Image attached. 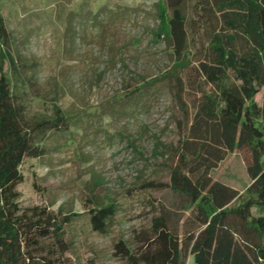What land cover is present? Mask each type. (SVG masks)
Masks as SVG:
<instances>
[{"label": "rangeland", "instance_id": "obj_1", "mask_svg": "<svg viewBox=\"0 0 264 264\" xmlns=\"http://www.w3.org/2000/svg\"><path fill=\"white\" fill-rule=\"evenodd\" d=\"M203 1L182 5L190 66L178 80L169 77V41L156 37L159 7L168 0H0L4 46L25 72L29 114H52L57 105L68 117V127L45 140V154L24 161L17 187L22 209L46 207L71 217L64 264H131L116 246L138 256L171 198L167 189L147 184L170 182L175 150L192 125L201 91L212 89L196 66L211 28L222 24L218 12L205 18ZM9 63L0 56V73L11 75ZM255 100L262 105V92ZM255 164L264 168V151L250 139L229 149L211 177L243 194ZM108 204L116 215L106 233H97L89 212Z\"/></svg>", "mask_w": 264, "mask_h": 264}, {"label": "trees", "instance_id": "obj_2", "mask_svg": "<svg viewBox=\"0 0 264 264\" xmlns=\"http://www.w3.org/2000/svg\"><path fill=\"white\" fill-rule=\"evenodd\" d=\"M184 2L168 0L159 7L156 31L157 39L170 43L174 68L169 77L178 80L190 66ZM203 2L205 18L218 12L222 24L211 28L204 59L196 66L212 89L201 91L192 125L175 150L170 182L147 184L167 189L171 198L153 219L138 256L122 243L116 246L131 264H186L189 256L196 264H264V168L249 167L251 184L243 194L211 177L235 144L248 145L251 139L264 151V0ZM6 37L0 17V56L9 59L11 74L0 73V264H64L71 217L46 207L22 209L17 187L23 183L24 161L41 158L45 140L66 129L68 117L57 105L52 114H29L25 72L5 49ZM261 92L260 106L255 99ZM116 212L114 204L91 210L92 229L106 233Z\"/></svg>", "mask_w": 264, "mask_h": 264}, {"label": "crops", "instance_id": "obj_3", "mask_svg": "<svg viewBox=\"0 0 264 264\" xmlns=\"http://www.w3.org/2000/svg\"><path fill=\"white\" fill-rule=\"evenodd\" d=\"M188 261H190V264H196V262H195V260H194V258L192 256L188 257L186 264H188Z\"/></svg>", "mask_w": 264, "mask_h": 264}]
</instances>
